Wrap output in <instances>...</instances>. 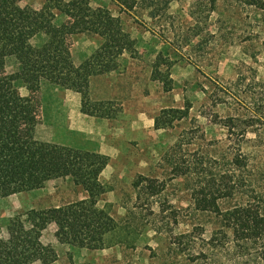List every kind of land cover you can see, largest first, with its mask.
Here are the masks:
<instances>
[{
    "label": "rangeland",
    "instance_id": "1",
    "mask_svg": "<svg viewBox=\"0 0 264 264\" xmlns=\"http://www.w3.org/2000/svg\"><path fill=\"white\" fill-rule=\"evenodd\" d=\"M14 2L39 10L45 0ZM89 4L119 18L135 43L132 55L125 53L111 74L93 83V99L104 94L111 99L104 111L112 109V118L83 114L79 95L44 81L17 82L14 92L29 100L32 111L31 120L20 126L22 139L109 158L100 176L106 192L97 208L113 218L116 227L96 251L59 244L54 226L41 240L57 254L53 264H208L212 218L194 210L192 191L203 180L202 169L214 166L215 158L217 164L225 163L224 120L264 123V0L252 8L219 0L212 13L197 0H89ZM66 22L57 16V25ZM45 42L40 34L27 47L35 49ZM101 44L96 36L68 37L64 58L77 66ZM18 70L13 57L3 58L2 75ZM170 110L186 114L156 129L154 120ZM141 180L145 182L136 189L134 184ZM84 197L70 178L0 197V237L30 210Z\"/></svg>",
    "mask_w": 264,
    "mask_h": 264
},
{
    "label": "trees",
    "instance_id": "2",
    "mask_svg": "<svg viewBox=\"0 0 264 264\" xmlns=\"http://www.w3.org/2000/svg\"><path fill=\"white\" fill-rule=\"evenodd\" d=\"M197 1L212 13L219 0ZM231 1L252 8L263 0ZM58 15L67 22L57 25ZM40 34L46 42L29 49L27 44ZM76 35L102 40L101 46L77 66L64 58L67 38ZM134 45L120 19L92 9L89 0H45L39 10L20 7L14 0H0V197L39 190L59 178H70L85 194L82 200L63 206L30 210L22 222L9 225L5 237H0V264H53L57 254L41 240L49 226H54L59 244L91 251L101 250L104 237L116 227L113 218L97 208L106 192L100 176L109 158L22 139L20 126L31 120L32 111L29 100L14 92L15 84L44 81L72 91L81 98L83 114L109 119L113 111L107 109L106 114L104 108L112 103H91L89 81L113 72L122 55L134 53ZM5 57L16 60L17 73L2 75ZM185 114L162 111L154 126L165 128ZM223 122L228 138V155L221 159L225 163L219 165L215 158L214 166L202 169L203 180L192 191L194 210L212 218L206 242L208 264H220V260L223 264H264V123ZM248 134L253 139H248ZM178 147L179 143L173 148ZM143 182H136L134 187Z\"/></svg>",
    "mask_w": 264,
    "mask_h": 264
},
{
    "label": "crops",
    "instance_id": "3",
    "mask_svg": "<svg viewBox=\"0 0 264 264\" xmlns=\"http://www.w3.org/2000/svg\"><path fill=\"white\" fill-rule=\"evenodd\" d=\"M123 56V55H122ZM111 74V73H110ZM109 74L107 75H102V76H96V77H92L89 81V89H88V98L90 101H94V102H107V101H110L111 99L109 97H106V94L104 95H99L97 97H95L94 99L92 98V90H93V83H95L97 80H99L100 78H104L106 76H108ZM78 95V94H77ZM80 97V96H79ZM70 148V147H69ZM73 149V148H72ZM90 153H93V152H90ZM98 154V153H97ZM101 155V154H100ZM37 264V263H35ZM39 264V263H38Z\"/></svg>",
    "mask_w": 264,
    "mask_h": 264
}]
</instances>
